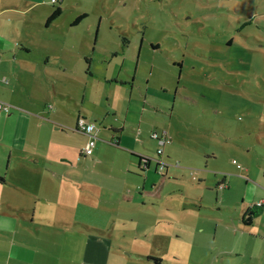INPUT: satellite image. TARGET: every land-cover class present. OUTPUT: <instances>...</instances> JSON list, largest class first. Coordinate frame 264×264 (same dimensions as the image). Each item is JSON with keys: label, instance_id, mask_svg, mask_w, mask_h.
I'll return each mask as SVG.
<instances>
[{"label": "rangeland", "instance_id": "obj_1", "mask_svg": "<svg viewBox=\"0 0 264 264\" xmlns=\"http://www.w3.org/2000/svg\"><path fill=\"white\" fill-rule=\"evenodd\" d=\"M57 3L47 34L73 46L32 90L45 113L0 99V260L264 264V207L241 221L264 201V0Z\"/></svg>", "mask_w": 264, "mask_h": 264}, {"label": "crops", "instance_id": "obj_2", "mask_svg": "<svg viewBox=\"0 0 264 264\" xmlns=\"http://www.w3.org/2000/svg\"><path fill=\"white\" fill-rule=\"evenodd\" d=\"M53 5L50 0H0V80L4 77L7 79L6 82L0 81V89H4L0 93V99L10 102L17 114L39 116V113H45L38 109V114L29 113L34 110L29 99L45 102L34 97L32 90L55 89L60 75L67 73L64 69L50 66L64 68L58 58L73 46L70 38L63 39L64 30L62 33L58 31L57 34H47L48 27L58 20L45 26ZM78 50L80 54L87 56L84 45ZM64 77L68 78L67 75ZM42 118L50 120L45 116ZM78 118L80 115L76 122ZM3 181L4 179H0V182ZM0 244L5 248L3 242ZM7 244L8 248L5 249L6 253L2 255L0 264H38V249L33 252L32 247L11 240ZM13 249L16 250V257H12ZM23 251H32V257L21 256ZM41 262L44 263L43 258Z\"/></svg>", "mask_w": 264, "mask_h": 264}, {"label": "built area", "instance_id": "obj_3", "mask_svg": "<svg viewBox=\"0 0 264 264\" xmlns=\"http://www.w3.org/2000/svg\"><path fill=\"white\" fill-rule=\"evenodd\" d=\"M58 0H50V2L56 3ZM2 80H5L4 78ZM11 106L0 101V113H7L9 112ZM76 130L87 135L88 136V140L85 144V148H84V154L85 155H92L93 152V147L95 146V139H96V126L92 123H87L84 118H78L77 122H76ZM153 138H157L156 134L152 135ZM164 142L163 139L159 138V143L160 145H162ZM158 154H160L162 152V150L160 148L157 149L156 151ZM160 166V164H158ZM263 204V201L260 200L258 201L255 205L256 206H260Z\"/></svg>", "mask_w": 264, "mask_h": 264}, {"label": "trees", "instance_id": "obj_4", "mask_svg": "<svg viewBox=\"0 0 264 264\" xmlns=\"http://www.w3.org/2000/svg\"><path fill=\"white\" fill-rule=\"evenodd\" d=\"M57 3V2H56ZM53 10L52 12L50 13V15L48 16L46 22H45V26H49L50 24H52L54 21H56L60 15L62 14V7L59 5V4H55L53 3ZM85 18V15H79L77 16L74 21L72 22V26H75L77 25L81 20H83ZM85 62L87 64H89V60L88 59H85ZM118 139V138H117ZM138 159H141V160H144L145 161V164L144 165H147V159H145L144 157L142 156H138ZM159 166V165H158ZM221 182L219 183V185H222L223 182H224V177L221 178ZM264 207V203L260 206H256L255 204L250 207V208H247L242 216H241V221L243 224L245 225H250L253 223V220L256 218L258 212L261 211V209H263ZM158 263V261L156 262Z\"/></svg>", "mask_w": 264, "mask_h": 264}]
</instances>
